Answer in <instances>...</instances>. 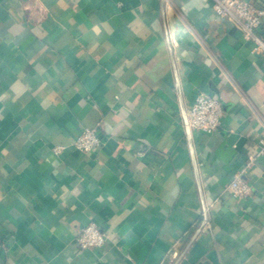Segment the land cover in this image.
<instances>
[{
	"label": "crops",
	"instance_id": "obj_1",
	"mask_svg": "<svg viewBox=\"0 0 264 264\" xmlns=\"http://www.w3.org/2000/svg\"><path fill=\"white\" fill-rule=\"evenodd\" d=\"M254 47L212 0H0V264H264ZM198 93L225 117L189 137ZM84 128L103 138L90 153ZM89 224L109 238L82 251Z\"/></svg>",
	"mask_w": 264,
	"mask_h": 264
},
{
	"label": "built area",
	"instance_id": "obj_2",
	"mask_svg": "<svg viewBox=\"0 0 264 264\" xmlns=\"http://www.w3.org/2000/svg\"><path fill=\"white\" fill-rule=\"evenodd\" d=\"M212 1L216 15L231 21L241 32L245 41L254 42V51L264 53V40L257 34L263 25L264 9L254 7L249 0ZM185 114L191 133L197 132L204 135H212L218 131L225 117L222 102L206 93L196 94L190 107L185 110ZM102 145L103 138L96 128H84L73 142V146L81 153H90ZM261 155H264V137L258 142L256 154L248 157L245 169L251 168ZM228 189L240 200L249 199L253 193L252 183L240 175L230 182ZM108 238V234L95 224H89L79 231L77 243L82 251L99 249Z\"/></svg>",
	"mask_w": 264,
	"mask_h": 264
},
{
	"label": "water",
	"instance_id": "obj_3",
	"mask_svg": "<svg viewBox=\"0 0 264 264\" xmlns=\"http://www.w3.org/2000/svg\"><path fill=\"white\" fill-rule=\"evenodd\" d=\"M184 122H185L187 134H188L189 137H191L192 133H191V130H190L189 126H188L187 117H186L185 113H184ZM203 209H204V217H203L204 221H203L202 227H204L206 222L208 221L207 206H206V203L204 201H203Z\"/></svg>",
	"mask_w": 264,
	"mask_h": 264
}]
</instances>
